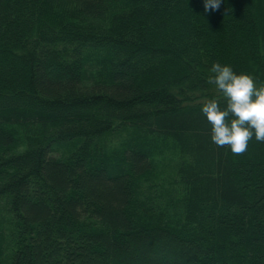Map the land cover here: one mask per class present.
<instances>
[{"label": "trees", "instance_id": "16d2710c", "mask_svg": "<svg viewBox=\"0 0 264 264\" xmlns=\"http://www.w3.org/2000/svg\"><path fill=\"white\" fill-rule=\"evenodd\" d=\"M215 63L264 85V0H0V264H264Z\"/></svg>", "mask_w": 264, "mask_h": 264}, {"label": "clouds", "instance_id": "9594fccd", "mask_svg": "<svg viewBox=\"0 0 264 264\" xmlns=\"http://www.w3.org/2000/svg\"><path fill=\"white\" fill-rule=\"evenodd\" d=\"M222 0H204L205 11L218 10ZM208 83L222 93L227 106L221 109L215 99L204 103L202 112L212 125V142L243 155L253 135L264 143V85L257 87L249 74L237 75L232 67L213 64Z\"/></svg>", "mask_w": 264, "mask_h": 264}]
</instances>
